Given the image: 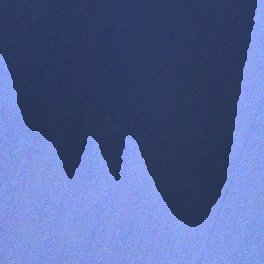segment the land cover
I'll use <instances>...</instances> for the list:
<instances>
[{"label": "water", "instance_id": "95a60500", "mask_svg": "<svg viewBox=\"0 0 264 264\" xmlns=\"http://www.w3.org/2000/svg\"><path fill=\"white\" fill-rule=\"evenodd\" d=\"M0 264H264V0H0Z\"/></svg>", "mask_w": 264, "mask_h": 264}]
</instances>
